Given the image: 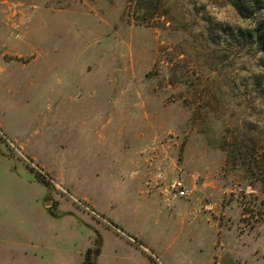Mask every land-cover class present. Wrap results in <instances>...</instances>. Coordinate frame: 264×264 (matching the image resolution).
Masks as SVG:
<instances>
[{
    "label": "rangeland",
    "instance_id": "obj_1",
    "mask_svg": "<svg viewBox=\"0 0 264 264\" xmlns=\"http://www.w3.org/2000/svg\"><path fill=\"white\" fill-rule=\"evenodd\" d=\"M261 28L264 0H0V264H264Z\"/></svg>",
    "mask_w": 264,
    "mask_h": 264
},
{
    "label": "crops",
    "instance_id": "obj_2",
    "mask_svg": "<svg viewBox=\"0 0 264 264\" xmlns=\"http://www.w3.org/2000/svg\"><path fill=\"white\" fill-rule=\"evenodd\" d=\"M176 196L177 195H175L174 193H170V199H172V200H175L176 199ZM195 203V206L196 207H194L193 208V210H194V213H192V214H197L198 215V209L200 210V202H194ZM198 206V207H197ZM198 208V209H197ZM189 215H191V214H189ZM186 216H188V215H185V217ZM185 217H181V220H183V219H185ZM198 217H200V216H198ZM124 232V231H123ZM133 233V232H132ZM134 237H136L137 239H139V240H141L142 241V243H143V245L145 246V248L147 247L146 246V244L144 243V241H147V239L148 238H145L144 236H143V234H141L140 232H136V231H134ZM213 243V242H212ZM213 244H216V243H213ZM148 248V247H147ZM214 252V251H213ZM216 252H214V254H215ZM216 255V254H215Z\"/></svg>",
    "mask_w": 264,
    "mask_h": 264
},
{
    "label": "built area",
    "instance_id": "obj_3",
    "mask_svg": "<svg viewBox=\"0 0 264 264\" xmlns=\"http://www.w3.org/2000/svg\"><path fill=\"white\" fill-rule=\"evenodd\" d=\"M179 188L178 190H176V195L179 197H186L189 196L192 192V190L188 189V188H184L181 185H177Z\"/></svg>",
    "mask_w": 264,
    "mask_h": 264
},
{
    "label": "clouds",
    "instance_id": "obj_4",
    "mask_svg": "<svg viewBox=\"0 0 264 264\" xmlns=\"http://www.w3.org/2000/svg\"><path fill=\"white\" fill-rule=\"evenodd\" d=\"M228 8L231 9V5H229ZM218 18H219L220 20H224V19H226V15H225V13H224V12H219V16H218Z\"/></svg>",
    "mask_w": 264,
    "mask_h": 264
},
{
    "label": "trees",
    "instance_id": "obj_5",
    "mask_svg": "<svg viewBox=\"0 0 264 264\" xmlns=\"http://www.w3.org/2000/svg\"><path fill=\"white\" fill-rule=\"evenodd\" d=\"M257 35H258V37L264 38V28L259 29L257 32ZM46 184H47V182H46Z\"/></svg>",
    "mask_w": 264,
    "mask_h": 264
},
{
    "label": "water",
    "instance_id": "obj_6",
    "mask_svg": "<svg viewBox=\"0 0 264 264\" xmlns=\"http://www.w3.org/2000/svg\"><path fill=\"white\" fill-rule=\"evenodd\" d=\"M178 188H179V187H178V186H176L175 190H178Z\"/></svg>",
    "mask_w": 264,
    "mask_h": 264
}]
</instances>
